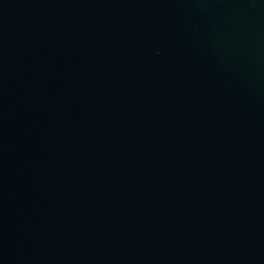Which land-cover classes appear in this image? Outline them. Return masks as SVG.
<instances>
[{
	"label": "water",
	"instance_id": "1",
	"mask_svg": "<svg viewBox=\"0 0 264 264\" xmlns=\"http://www.w3.org/2000/svg\"><path fill=\"white\" fill-rule=\"evenodd\" d=\"M0 264H264V0H0Z\"/></svg>",
	"mask_w": 264,
	"mask_h": 264
}]
</instances>
